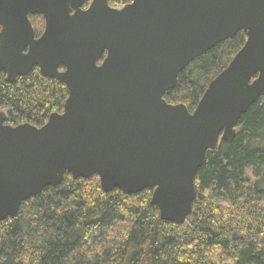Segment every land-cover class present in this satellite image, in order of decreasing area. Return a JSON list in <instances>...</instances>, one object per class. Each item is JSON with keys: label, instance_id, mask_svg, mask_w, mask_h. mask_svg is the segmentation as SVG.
Returning <instances> with one entry per match:
<instances>
[{"label": "water", "instance_id": "water-1", "mask_svg": "<svg viewBox=\"0 0 264 264\" xmlns=\"http://www.w3.org/2000/svg\"><path fill=\"white\" fill-rule=\"evenodd\" d=\"M87 2L0 0V71L13 82L38 67L69 92L41 127L0 111V222L70 173L97 175L108 192L151 188L161 219L182 224L207 152L264 94V0ZM240 30L245 44L193 111L165 99L195 58Z\"/></svg>", "mask_w": 264, "mask_h": 264}, {"label": "trees", "instance_id": "trees-1", "mask_svg": "<svg viewBox=\"0 0 264 264\" xmlns=\"http://www.w3.org/2000/svg\"><path fill=\"white\" fill-rule=\"evenodd\" d=\"M91 0L84 5L89 6ZM132 0H108L112 7ZM36 36L42 15H30ZM247 40L244 30L195 58L165 99L193 111ZM66 85L34 67L13 82L0 71V111L16 126H43L63 112ZM186 221L161 219L153 189L105 191L97 175L46 187L0 222V264H264V94L231 141L207 152Z\"/></svg>", "mask_w": 264, "mask_h": 264}, {"label": "rangeland", "instance_id": "rangeland-1", "mask_svg": "<svg viewBox=\"0 0 264 264\" xmlns=\"http://www.w3.org/2000/svg\"><path fill=\"white\" fill-rule=\"evenodd\" d=\"M115 7L120 8V7H122V6H115Z\"/></svg>", "mask_w": 264, "mask_h": 264}]
</instances>
